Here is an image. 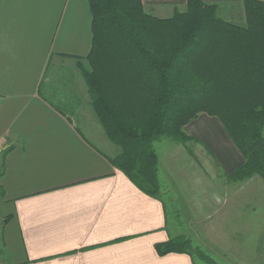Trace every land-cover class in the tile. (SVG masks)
<instances>
[{
  "label": "crops",
  "instance_id": "obj_1",
  "mask_svg": "<svg viewBox=\"0 0 264 264\" xmlns=\"http://www.w3.org/2000/svg\"><path fill=\"white\" fill-rule=\"evenodd\" d=\"M187 1L141 3L145 12L167 18ZM201 1L216 4L228 21L244 20L241 0ZM91 42L88 0H0V264H202V259L232 264L227 259H241L238 247L230 255L222 244L231 240L229 232L249 226L244 212L250 198L258 196L256 206L264 207V181L257 175L227 178L243 157L219 120L206 114L184 131L203 144L220 170L219 180H225L205 194L219 199L225 192L227 201L215 202L209 218L194 220L201 224L199 236L208 222L210 236L209 247L194 237L201 244L199 261L190 251H157L171 238L189 237L170 221L159 192L156 197L144 193L112 165L119 148L90 105L79 67Z\"/></svg>",
  "mask_w": 264,
  "mask_h": 264
},
{
  "label": "trees",
  "instance_id": "obj_2",
  "mask_svg": "<svg viewBox=\"0 0 264 264\" xmlns=\"http://www.w3.org/2000/svg\"><path fill=\"white\" fill-rule=\"evenodd\" d=\"M91 48L80 67L90 105L119 153L110 161L144 193L159 192L153 142L197 141L184 126L216 117L243 157L227 178L264 181V2L241 0L244 23L188 0L167 18L141 0H88ZM191 238L156 246L189 251ZM209 260V259H206Z\"/></svg>",
  "mask_w": 264,
  "mask_h": 264
},
{
  "label": "rangeland",
  "instance_id": "obj_3",
  "mask_svg": "<svg viewBox=\"0 0 264 264\" xmlns=\"http://www.w3.org/2000/svg\"><path fill=\"white\" fill-rule=\"evenodd\" d=\"M184 9L185 6L178 11L182 12ZM243 21L240 23H244ZM79 67L87 68L86 61L84 65L81 64ZM153 147L157 153V179L160 180L159 194L166 201L169 219L174 222L180 233L191 238V243L187 248L194 255L195 260L199 261L201 253L197 251V248L200 249L201 244L196 242L194 237L209 247L210 240L206 238L210 236L206 231V229L208 230V222L205 225L203 224V230L200 228L202 236H199V226L201 224L194 220L196 217L200 219L208 216L209 218L211 211L214 210L215 202L219 200L225 203L227 201L225 192L222 193V196L218 194L219 199H212L210 194H205L206 188L215 187V185L216 188L223 187L220 182L225 183V180H219L220 170L215 165L213 156L210 153L209 155L203 144L197 141L188 140L181 143L163 136L153 142ZM173 177L175 179H172ZM163 190L167 191V195L163 193ZM258 198L256 195L250 198L251 207L248 206V210L244 212L249 218L247 219L249 220V226L237 229L235 234L232 231V233L229 232L228 235L231 240L227 244H222V248L229 249L230 255H233L235 248L240 249L241 259H227L232 264H264V207L256 206V203L259 202ZM254 203L255 205H252ZM230 229L232 230L233 226ZM195 233L198 236H195ZM242 233H244L243 236ZM238 237H241L244 241L239 242L241 239H238ZM242 243L243 247L240 248ZM246 254L248 256H245ZM202 264L214 263L202 259Z\"/></svg>",
  "mask_w": 264,
  "mask_h": 264
}]
</instances>
